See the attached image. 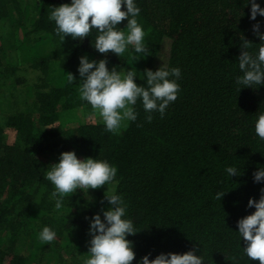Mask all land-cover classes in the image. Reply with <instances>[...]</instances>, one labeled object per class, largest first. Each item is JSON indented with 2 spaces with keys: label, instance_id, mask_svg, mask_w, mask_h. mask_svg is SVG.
<instances>
[{
  "label": "trees",
  "instance_id": "obj_1",
  "mask_svg": "<svg viewBox=\"0 0 264 264\" xmlns=\"http://www.w3.org/2000/svg\"><path fill=\"white\" fill-rule=\"evenodd\" d=\"M69 2L0 0V264H85L91 239L85 217L99 212L106 187L89 190L90 204L77 190L58 212L45 174L68 151L117 167L116 191L140 230L126 237L134 245L132 264L194 247L205 264H233V257L259 264L243 256L244 242L233 232L255 211L247 208L249 198L258 200L264 188L252 179L264 166V141L254 133L264 87L238 92L234 79L240 35L254 51L260 41L252 25L260 22L264 32V18L250 21L246 0H136L150 55L133 65L128 54L109 53L108 67L133 65L140 74L179 67L181 91L163 118L152 113L151 123L138 101L137 120L113 135L79 99V58H104L91 46L95 33L62 42L48 19L51 8ZM233 165L243 174L228 180L225 168ZM217 191L229 192L218 201ZM44 226L57 233L51 243L39 239Z\"/></svg>",
  "mask_w": 264,
  "mask_h": 264
},
{
  "label": "clouds",
  "instance_id": "obj_2",
  "mask_svg": "<svg viewBox=\"0 0 264 264\" xmlns=\"http://www.w3.org/2000/svg\"><path fill=\"white\" fill-rule=\"evenodd\" d=\"M264 0H246L250 5L249 20L256 21L257 16L264 18ZM123 6V11L121 10ZM141 9L136 0H70L67 4L51 8L49 21L55 24V33L63 42L65 37L83 41L95 33L94 45L91 46L104 58L99 61L89 60L87 55L79 58L77 73L79 76V99L90 105L98 115L105 130L119 135L127 129L130 122L138 118V101L147 113L146 122L151 123L152 113L164 117L170 104L174 103L181 91L179 80L182 78L179 67L161 65L157 70L145 69L143 74L133 65L150 55L145 43L146 32L138 21ZM125 21V28L117 26ZM261 23L252 25L254 36L260 41L253 51V44L240 35V55L237 59L240 75L234 79L239 92L241 89H259L264 87V32ZM116 57L125 54L134 62L132 67L114 65L108 67V54ZM70 83L74 76L67 74ZM137 79L145 81L138 85ZM77 81H75L76 83ZM254 133L264 141V113H260L254 123ZM118 169L107 160L98 158L78 159L74 151L62 152L58 162L49 166L45 179L53 186L50 198L59 212L65 208L66 199L79 190L87 204L92 202L89 190L106 187L99 212L85 217L90 236L88 259L85 264H132L135 259L134 245L126 237L136 235L140 230L128 217V204L116 191ZM225 174L239 177L243 173L239 165L225 168ZM253 183L264 184V166H257L252 173ZM229 192V191H228ZM228 192L217 191L215 199L220 201ZM108 207L105 209L104 204ZM247 208L255 211L236 223L239 242H244L240 250L248 261L264 264V188L260 189L258 200L249 198ZM72 211V208L70 212ZM39 239L51 243L57 233L49 226H44L38 234ZM200 249L193 248L183 254L161 253L153 259L145 255L136 264H205ZM233 264H238L233 257Z\"/></svg>",
  "mask_w": 264,
  "mask_h": 264
},
{
  "label": "rangeland",
  "instance_id": "obj_3",
  "mask_svg": "<svg viewBox=\"0 0 264 264\" xmlns=\"http://www.w3.org/2000/svg\"><path fill=\"white\" fill-rule=\"evenodd\" d=\"M167 51H168V45L166 44L165 45V47H164V51H163V53H162V55H161V64H164L165 63V55H167Z\"/></svg>",
  "mask_w": 264,
  "mask_h": 264
}]
</instances>
